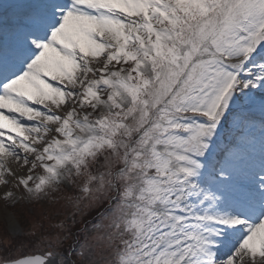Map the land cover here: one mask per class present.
<instances>
[{"label": "snow or ice", "instance_id": "obj_1", "mask_svg": "<svg viewBox=\"0 0 264 264\" xmlns=\"http://www.w3.org/2000/svg\"><path fill=\"white\" fill-rule=\"evenodd\" d=\"M0 186V264H264V0H0Z\"/></svg>", "mask_w": 264, "mask_h": 264}, {"label": "rangeland", "instance_id": "obj_2", "mask_svg": "<svg viewBox=\"0 0 264 264\" xmlns=\"http://www.w3.org/2000/svg\"><path fill=\"white\" fill-rule=\"evenodd\" d=\"M11 187V186H9ZM5 189L3 186H0V196H3ZM15 191V190H14ZM71 193V192H70ZM68 193L67 195H70ZM24 204V203H23ZM107 205L105 204L104 207ZM5 207V202L0 200V213H2ZM14 208L9 207L8 211L13 213L16 216L17 223L21 226L22 229L27 230L32 225L40 223L43 225V231L51 233L55 231L52 227L53 224L64 221L65 224L71 227V220L75 218L79 221L74 227L71 228L73 233L80 232L82 226L86 224L88 219H91L95 216V212H97V208H84V213L74 208L73 202H70L68 199H62L59 204L51 205V204H33L30 206L21 205L19 208L15 209V212H12ZM31 210V211H29ZM92 220V219H91ZM38 233L37 235H39ZM83 242V234L80 237ZM3 240V226L0 225V242ZM72 243L71 240L67 242L65 248L68 247ZM75 259V257H73Z\"/></svg>", "mask_w": 264, "mask_h": 264}]
</instances>
